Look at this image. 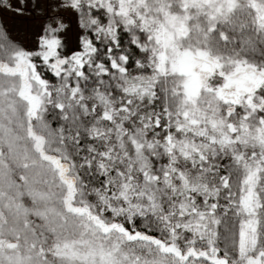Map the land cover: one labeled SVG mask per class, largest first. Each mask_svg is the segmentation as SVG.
Returning <instances> with one entry per match:
<instances>
[{
	"label": "snow or ice",
	"instance_id": "obj_1",
	"mask_svg": "<svg viewBox=\"0 0 264 264\" xmlns=\"http://www.w3.org/2000/svg\"><path fill=\"white\" fill-rule=\"evenodd\" d=\"M0 264H264V0H0Z\"/></svg>",
	"mask_w": 264,
	"mask_h": 264
}]
</instances>
